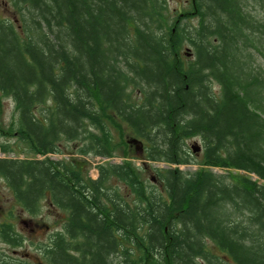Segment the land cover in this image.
Segmentation results:
<instances>
[{"label": "trees", "instance_id": "1", "mask_svg": "<svg viewBox=\"0 0 264 264\" xmlns=\"http://www.w3.org/2000/svg\"><path fill=\"white\" fill-rule=\"evenodd\" d=\"M164 1L10 0L17 17L0 19V96L16 112L1 147L31 156L0 159V178L30 216L42 200L65 212L49 264H264V78L245 54L264 51V0H192V29ZM122 126L148 161L190 164L197 137L206 165L245 176L168 169L158 191L125 158L91 179L80 158L112 157L107 128ZM64 142L71 160L48 158Z\"/></svg>", "mask_w": 264, "mask_h": 264}, {"label": "rangeland", "instance_id": "2", "mask_svg": "<svg viewBox=\"0 0 264 264\" xmlns=\"http://www.w3.org/2000/svg\"><path fill=\"white\" fill-rule=\"evenodd\" d=\"M165 12L168 13V19L171 23L176 20H181V26H185L188 29H192L198 23V18L194 16V9L192 0H165ZM10 0H0V19L12 21L17 17L15 12L12 11ZM174 31V30H173ZM187 47L184 46L182 53L180 54L183 61L187 63L193 62L194 57L185 55ZM191 53V49L188 48ZM245 54L251 55L249 62V70L253 73H259L264 78V51L261 54L257 53L253 49L245 51ZM212 90L218 91V87L212 84ZM139 93L135 95L133 92L134 100L137 99ZM14 104L9 98L0 96V126L3 128L9 127L15 121L16 112L14 111ZM109 125V124H108ZM122 129V130H121ZM108 138L111 144L114 146L112 149V157H99L89 154L83 158L89 165L88 176L96 180L98 179L97 167L103 164L120 165L123 160L128 159L131 161L133 167L143 171L141 177L148 181L154 189L161 190V179L160 174L162 171L168 169H178L184 173L186 172H197L207 171L218 175L227 174H240L245 176L243 172H235L233 169H221L218 167L208 166L205 164L204 153L202 144L199 138L194 137L185 140L184 149L188 153V159L190 164L187 165H167L162 162H151L146 160L144 155V148L146 145L141 143H129L135 136L130 134V130L125 126L120 129L117 128L114 131L111 127L107 128ZM121 134H123L121 136ZM10 137L2 136L0 134V159H24L31 158L30 155L19 153V150L15 148L13 152H5L2 150V145L7 144L10 141ZM74 143H62L59 146L60 153L49 155L48 158L53 160H71L72 153L76 151L77 147L73 146ZM192 146L198 148V151L193 152ZM128 157H125V155ZM130 156V158H129ZM44 157H36V159H43ZM141 178L139 175H137ZM252 179H255L252 177ZM261 183V182H259ZM108 187L117 188L122 187L115 179L110 180ZM13 212L14 216H19V219L28 220L30 215L26 213L21 207H19L13 199L12 191L5 184V181L0 178V216L2 213H7V216ZM39 216L41 220L47 224L48 233L38 232L35 235H31L24 226H20L19 222H16L14 231L17 233L18 238L12 235V241L7 242L0 238V264H6L5 260L12 261L11 264H49L48 257L46 256L47 244H51L55 234H59L62 231L64 221L66 219L65 212L52 208L45 200L40 201ZM1 223V222H0ZM1 225V224H0ZM1 227V226H0ZM135 241V239H134ZM135 245V243H134ZM43 247V248H41ZM134 248V247H133ZM12 258V259H11ZM113 259V258H112ZM115 260V259H113ZM166 264L165 261H159L153 263V259L149 257V260L145 264Z\"/></svg>", "mask_w": 264, "mask_h": 264}, {"label": "flooded vegetation", "instance_id": "3", "mask_svg": "<svg viewBox=\"0 0 264 264\" xmlns=\"http://www.w3.org/2000/svg\"><path fill=\"white\" fill-rule=\"evenodd\" d=\"M141 141V140H140ZM143 142V141H141ZM54 208V207H52ZM19 222L20 226H24V228L27 229V231L31 234V235H35L38 232H42L44 231V233H48V226L47 224H45L42 220L41 217L38 216H32L30 217V219L28 220H24V219H19V216H14V213L11 212L8 216L7 213H2L0 216V226H2V224L5 226V229L8 231V235L12 236L14 235L16 238H18L17 233L14 231V226H16V222ZM49 244H47L46 249H48ZM43 248V247H41ZM12 259V258H11ZM12 261L9 260H5L6 264H11Z\"/></svg>", "mask_w": 264, "mask_h": 264}, {"label": "water", "instance_id": "4", "mask_svg": "<svg viewBox=\"0 0 264 264\" xmlns=\"http://www.w3.org/2000/svg\"><path fill=\"white\" fill-rule=\"evenodd\" d=\"M185 55H186V56H190V55H191L189 49H186V51H185ZM192 150H193V152H196V151H198V148H194V147L192 146Z\"/></svg>", "mask_w": 264, "mask_h": 264}]
</instances>
